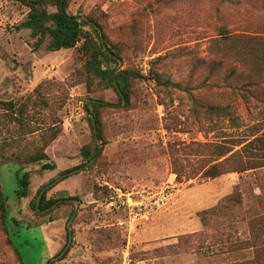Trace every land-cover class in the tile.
<instances>
[{"label": "rangeland", "instance_id": "obj_1", "mask_svg": "<svg viewBox=\"0 0 264 264\" xmlns=\"http://www.w3.org/2000/svg\"><path fill=\"white\" fill-rule=\"evenodd\" d=\"M156 1L71 0L70 13L97 20L111 44L128 45L133 21L138 19L144 50L130 52L120 71L135 68L145 78L126 108L114 90L89 94L85 83L72 87L74 74L83 66L79 50L50 51L49 37L37 47L31 30L20 28L30 9L0 0V101L22 100L48 83L53 86L51 107L37 116L34 125L59 119L63 127L47 149L55 170L16 162L0 169L10 238L25 264H48L68 245L67 227L76 205L59 203L40 216L32 201L41 188L83 165L84 149H95L84 107L89 99L107 104L101 109L102 158L83 172L67 173L49 189L48 197H63L65 192L69 200L78 197L80 202L72 225L73 243L67 256L52 264H222L226 262L222 257L196 252L188 240L197 231L214 237L204 231L198 214L217 205L240 182L248 194L252 192L247 218L264 213L260 189L264 169L250 171L241 180L238 174L218 179L200 175L179 183L170 159L172 146L200 144L203 147L193 153L198 155H189L184 164L201 169L219 157L220 144L264 162V143L248 146L255 138L264 141V0ZM159 57L166 60L156 69L191 89L167 90L152 80L153 62ZM217 63L222 66L213 72ZM240 76L245 83L260 86L242 91L237 86ZM212 106L228 112L212 114ZM9 134L0 116V142ZM27 139V147L41 144L42 135ZM25 175L30 180L29 196L21 198ZM104 187L110 189L109 196L103 194ZM246 230L243 225L238 231L246 234ZM0 264H19L1 227Z\"/></svg>", "mask_w": 264, "mask_h": 264}, {"label": "trees", "instance_id": "obj_2", "mask_svg": "<svg viewBox=\"0 0 264 264\" xmlns=\"http://www.w3.org/2000/svg\"><path fill=\"white\" fill-rule=\"evenodd\" d=\"M10 1L19 2L30 9L27 20L21 24L20 28L31 30V36L37 39V47L41 46L49 37L48 49L50 51L58 52L76 48L79 50L83 66L74 74L72 87L85 83L89 94L114 90L122 105L126 103V108L131 106L132 100L136 95L137 85L141 80H144L145 76L141 74L140 70L135 68L120 71L116 79L114 73L119 66V61L123 62L130 52L139 54L144 50L139 42L140 23L138 19L133 21L131 28L133 36L128 45L121 43L111 44L102 34V27L97 20L90 16H75L70 13L71 0ZM165 2L166 0H157L156 4ZM150 6L153 11L156 10L155 3ZM51 8H55L56 12L51 13ZM85 16L87 20H78V18ZM102 37L104 38L105 46L102 42ZM165 60L166 57H159L153 62L154 68L151 70V79L167 90L173 88L187 91L190 87L187 88L182 83H176L156 69L155 65L161 64ZM221 66V63L214 65L215 70L213 72H216ZM231 74L232 77L236 75L235 72ZM237 82L238 88L240 86L242 91L248 86H260L258 83H245L241 76L240 79H237ZM52 90L53 86L48 83H42L35 88L32 94L22 100L0 101V113H2L0 116L10 132L9 136L3 142H0V169L8 162H16L25 167L43 164V170L53 171L56 169V165L51 162L47 154V149L63 132L62 123H60L59 119H55L52 123L34 125L37 116L51 107L49 98H51ZM91 100L99 101L98 103L88 104L85 107L95 138V149L86 148L82 151L85 163L77 167L76 170L85 169L93 160H96L97 164L102 158V152L99 149L94 133L93 117L97 125L98 140L100 143L104 142V124L101 109L107 104L101 99ZM210 112L221 116L228 112V108L212 106ZM37 134L42 135L41 144L34 143L29 147L24 145V142L28 141V136ZM258 142L264 143L263 138H255L248 143V146H253ZM201 147L203 146L200 144L172 146L170 151L171 166L177 175L179 183H183L184 180H193L200 175L207 179H218L226 175L238 174L241 180L244 174L250 171L264 169V162H260L259 159H254L251 156L246 158L240 150L235 151L234 148L230 149L220 144L217 145L220 151L217 159L212 157L201 169L185 167L186 164L184 163L188 161V156L198 155L193 153ZM67 173L69 172H64L65 175ZM21 184L23 187L20 191V197L27 198L30 187L28 175L21 179ZM261 186L263 197L264 185L262 184ZM44 188L38 191L32 201L35 214L40 216L47 215L48 211L57 203L64 205L69 200V197L65 196L67 194L65 192L62 193L64 194L63 197H48V193L51 191L48 190L43 194L40 204L37 206L38 197ZM102 192L104 195L109 196L110 189L104 187ZM93 194L97 198L99 191L96 190ZM250 194L242 188V182H240V185H237L229 195L220 199L217 205L198 214L204 231L214 233V237L208 238V236H203V234L200 235L198 231L188 235V240L194 246L196 252L205 251V256L210 258L222 257L226 261L222 264H264V213L251 219L247 218L246 213L249 208ZM75 199L78 200L79 198L75 197ZM7 221L8 205L0 179V227L3 229L7 244L13 250L19 264H25L10 238ZM243 225L247 226L246 234L238 231ZM49 263H51V260H49Z\"/></svg>", "mask_w": 264, "mask_h": 264}, {"label": "water", "instance_id": "obj_3", "mask_svg": "<svg viewBox=\"0 0 264 264\" xmlns=\"http://www.w3.org/2000/svg\"><path fill=\"white\" fill-rule=\"evenodd\" d=\"M78 20H79V21H81V20H87V17H86V16H85V17H81V18H78ZM97 29L100 31L99 28H97ZM102 42H103V44H104V46H105V41H104V38H103V37H102ZM121 66H122V61L120 60V61H119V67H117V69L115 70V73H114V77H115V79H116L118 73L120 72ZM98 102H99V101H97V100H91V99H90V100H87V101L85 102V104H84V107H87L88 104H91V103H98ZM124 104H125V103H124ZM92 117H93V116H92ZM93 122H94V133H95V136H96L97 143H98V145H99V149L101 150L102 147H101V145H100V141L98 140V136H97V125H96V122H95V120H94V117H93ZM92 162H93V161H92ZM92 162H91V163H92ZM88 167H89V165H87V166L85 167V170L88 169ZM83 171H84L83 169L75 170V171L69 173L68 175L78 174V173L83 172ZM66 176H67V175L62 176L60 179H58V180H56L55 182L51 183L50 185L46 186V187L41 191V193H40V195H39V197H38L37 206H39L43 194H44L46 191H48L49 189L53 188L57 183H59V182H60L63 178H65ZM68 202H71V203L75 204L76 207H77V210H76L74 216L72 217V219L69 221V223H68V227H67V228H68V233H69V243H68L66 249H65V250H64V251H63L58 257L52 259L51 263H49V264L59 262V261H60V260L66 255L67 251L70 249V247H71V245H72V243H73V240H74V235H73V232H72V225H73L74 220H75V219L77 218V216H78V211H79V204H80V202H79L78 200H68ZM58 204H59V203H57L56 205H54L51 209H54ZM51 209H50V210H51ZM50 210H49V211H50Z\"/></svg>", "mask_w": 264, "mask_h": 264}]
</instances>
